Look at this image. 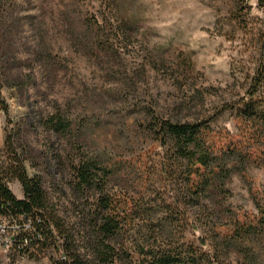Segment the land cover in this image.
I'll return each mask as SVG.
<instances>
[{
  "label": "rangeland",
  "instance_id": "1",
  "mask_svg": "<svg viewBox=\"0 0 264 264\" xmlns=\"http://www.w3.org/2000/svg\"><path fill=\"white\" fill-rule=\"evenodd\" d=\"M234 1H8L0 16L1 162L14 158L6 150L11 137L66 236L52 227L50 245L24 257L0 249V264H59L67 236L90 264H102L83 226L100 191L75 190V169L87 161L111 169L105 191L128 218L120 238L129 248L146 238L155 249L173 242L214 255L213 238L257 222L264 132L260 141L254 134L264 126L249 129L255 139L243 143L238 115L264 59V9L245 0L239 12ZM54 118L68 122L69 131L57 132ZM156 119L205 121L217 147L242 141L253 162L245 176L234 175L215 207L190 205L169 148L151 130ZM7 186L24 200L18 181ZM2 219L8 236L30 230ZM218 257L215 264H246L235 248Z\"/></svg>",
  "mask_w": 264,
  "mask_h": 264
},
{
  "label": "trees",
  "instance_id": "2",
  "mask_svg": "<svg viewBox=\"0 0 264 264\" xmlns=\"http://www.w3.org/2000/svg\"><path fill=\"white\" fill-rule=\"evenodd\" d=\"M8 1L0 0V16ZM112 2L116 4L118 0ZM257 4L260 9H264V0H257ZM234 7L239 12H244L248 6L245 0H235ZM259 95L260 101L255 102L253 99ZM249 98L250 102L243 103V109L239 110L238 115L244 134L243 143L244 139L254 138L249 135V129L264 126V59L253 78ZM50 123L57 132L65 134L69 131L70 124L63 118L51 119ZM151 130L161 145L169 148L172 154L175 171L182 180V197L190 205L194 204L199 208L203 205L215 207V199L221 194L229 193L227 187L234 175L245 176L254 159L253 153L246 149L247 144L243 145L242 141L217 147L207 135L209 127L205 121L156 119ZM257 131L260 133L256 132L254 135L260 141L264 131L261 128ZM6 150L14 154V158L9 164L2 163V153L0 154V219L5 217L11 223L18 222L22 228L29 225V231L16 237L13 252L19 256L30 255L35 248L42 249L50 245L53 240L52 227L62 235L66 236V232L62 220L54 211L49 210L41 181L29 177L26 163L18 158L11 137L6 139ZM108 168L110 167L101 166L98 161H87L75 169V190L79 194L100 191L97 206L83 225L88 230L91 251L100 263L215 264L218 256H226L231 248H235L246 264H264V208L256 195L255 203L261 214L257 222L237 225L235 232L226 238H219L220 235L213 238L214 255L199 251L192 245L173 242L164 244V248L155 249L148 244L146 238H135L130 242L132 248H129L128 243L122 242L120 238L126 232L128 218L122 216L115 197L105 191V180L111 174V169ZM11 181L21 184L24 200H18L9 190L7 183ZM168 223L165 220L164 225ZM66 239L63 260L59 264H90L78 252L73 236H67Z\"/></svg>",
  "mask_w": 264,
  "mask_h": 264
},
{
  "label": "built area",
  "instance_id": "3",
  "mask_svg": "<svg viewBox=\"0 0 264 264\" xmlns=\"http://www.w3.org/2000/svg\"><path fill=\"white\" fill-rule=\"evenodd\" d=\"M9 228H7V226L4 225V221L1 218L0 219V249L3 250L4 252H7L11 247L13 250L15 241H16V237L18 235H12V236H8L7 232H8ZM8 236V238H7ZM24 257V256H23ZM20 264V263H18Z\"/></svg>",
  "mask_w": 264,
  "mask_h": 264
}]
</instances>
